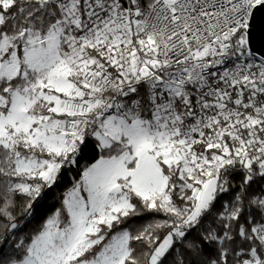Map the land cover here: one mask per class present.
Segmentation results:
<instances>
[{"label": "snow or ice", "instance_id": "obj_1", "mask_svg": "<svg viewBox=\"0 0 264 264\" xmlns=\"http://www.w3.org/2000/svg\"><path fill=\"white\" fill-rule=\"evenodd\" d=\"M261 17L0 0V264H264Z\"/></svg>", "mask_w": 264, "mask_h": 264}, {"label": "water", "instance_id": "obj_2", "mask_svg": "<svg viewBox=\"0 0 264 264\" xmlns=\"http://www.w3.org/2000/svg\"><path fill=\"white\" fill-rule=\"evenodd\" d=\"M261 22H262V24H264V17H261ZM261 35H262L261 30L258 29V31H257V38H258V41H259Z\"/></svg>", "mask_w": 264, "mask_h": 264}]
</instances>
